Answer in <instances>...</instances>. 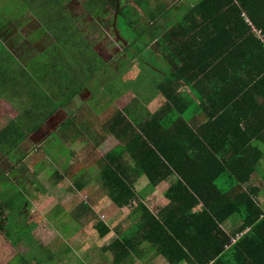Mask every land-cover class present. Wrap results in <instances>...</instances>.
<instances>
[{
    "label": "trees",
    "instance_id": "1",
    "mask_svg": "<svg viewBox=\"0 0 264 264\" xmlns=\"http://www.w3.org/2000/svg\"><path fill=\"white\" fill-rule=\"evenodd\" d=\"M72 1L21 0L27 14L0 21V105L7 101L21 111L0 128V175L7 172L17 192L22 161L38 148L50 153L53 149L42 146L53 134L56 145L83 137L96 148L112 137L117 144L100 160L101 188L117 208L135 217L130 230L117 231L102 247L113 264H135L144 246L166 264H264L261 191L249 186L264 171V122L255 126L243 112L253 107L241 106L250 104L247 87L264 82V0H200L190 14L203 21L193 16L168 31L174 35L172 54L179 53L180 36L184 41L188 36L197 47L194 60L184 56L176 69L163 72L153 65L157 55L150 48L160 37L159 26L136 35L135 49L116 40L120 51L107 58L96 49V33L107 28L114 36L120 15L128 10L117 13L119 0H85L79 17L71 12ZM132 1L145 13L151 11L148 0ZM132 67L145 72L139 83L148 75L152 82L136 86L135 96L115 107L130 91ZM192 82L199 88H190ZM112 108L106 122L99 120ZM193 108L195 115L189 118ZM60 111L66 119L41 144L33 142L31 136ZM22 179L34 195L43 191L41 181ZM142 179L147 186L136 192ZM8 182L0 188V239H14L11 247L21 242L43 250L46 257L36 255V264H70L67 257L75 254L67 243L83 230L79 222L63 212L52 222L39 217L19 223L13 215L17 202L7 198L12 190ZM161 188L163 202L152 210L147 198ZM84 189L83 182H76L78 193ZM79 209L90 212L86 202ZM235 219L238 227L229 233L225 225ZM94 229L101 239L112 235L103 221ZM57 237L66 253L49 250ZM77 262L87 264L88 259Z\"/></svg>",
    "mask_w": 264,
    "mask_h": 264
},
{
    "label": "rangeland",
    "instance_id": "2",
    "mask_svg": "<svg viewBox=\"0 0 264 264\" xmlns=\"http://www.w3.org/2000/svg\"><path fill=\"white\" fill-rule=\"evenodd\" d=\"M26 1L31 3V0ZM84 1L85 0H73L71 2V12L79 17L83 15L84 13L82 10ZM119 3L120 5L118 6L117 13L119 9L123 11L126 9L128 10L126 15H120L121 22L119 23V33L129 38L130 34L133 33L130 29L134 26L137 29H145L144 27L147 24V20L141 7L132 0H122L121 2L119 0ZM21 4V0H0V21L3 18L11 19L20 14H27L24 8L20 6ZM153 7L157 8L158 4L155 3ZM111 13L112 11H109V13L105 12L104 16L108 18ZM100 33H96L95 46L101 54L108 58L112 56L113 53L120 51V47L116 44L118 33L114 32L115 35L112 36L110 30L107 28H104L103 31L101 30ZM129 40L130 38L127 40V43ZM132 46L134 49L136 48L135 43H132L131 47ZM153 65L155 67L159 66L155 60H153ZM140 77H142L141 74L137 72L135 67H132L128 76L129 90L132 88L130 84H137L139 82L138 78ZM146 77L147 79L144 81L145 84L148 85L152 82V79L150 75ZM142 83L138 85L140 86ZM114 87L115 90L121 89V87L117 85H114ZM131 96L130 91H128L115 102L114 106L122 108L130 101ZM89 97L90 96L86 97V99ZM112 111L113 108L105 114L98 116L99 120L106 122L109 119L108 116L113 114ZM20 112L18 106L12 105L7 101L2 102L0 105V128H4L8 123L13 121ZM78 115L81 116L82 114ZM54 118L58 120L57 123L54 121ZM54 118L49 119L39 131L31 136L33 142L41 144L45 137H48L51 132L58 128V124L66 119V113L60 111L59 117ZM99 134L100 133L97 135ZM51 138H53V140H48V142L42 146V148L46 150L48 148L51 150L53 149L50 153L45 154L38 148V150H35L22 161L21 166L24 169L19 171L21 182L19 180V183H17L20 185H17V192H14L15 188L12 186L13 182H8L10 177L7 176V172L5 173L6 175H0V180H6L8 182L6 184L12 186V190H10L7 198H13L14 202H17V210L13 215L19 223L26 225L30 219L39 217L44 218L48 222H52L61 218L63 212H66L71 219L77 220L83 229L67 243L68 247L73 250L75 256L69 255L67 260L65 259L66 262L69 261L70 264H77V260L83 261L84 259H88L87 264H113L112 255H105L102 252V247L105 242L110 244L113 241V238L117 235V231L126 233L135 223V217H131V214L134 213H129L128 210L126 213L117 208L109 201L107 194L101 188L100 174L102 164L100 160L104 159L105 155L113 149L117 142L112 137H108L102 142V146L96 148V146H93L94 144L92 145V143L87 140V137L85 141L82 140L83 137H79L74 142H72V139L69 141L63 139V142L59 145H56L59 141L56 139L57 137L55 134H53ZM54 144L56 145L55 148H53L55 146ZM28 146L30 147V144ZM57 173H62L64 175L63 180H61ZM14 176L16 175H12V177ZM22 177H32L41 181L44 188L43 191L34 195V189H32L29 184L26 186ZM78 181L85 184V189L81 193H78L76 190V182ZM26 183H29V181L27 180ZM254 185L264 188V183L260 179L255 181ZM146 186L147 182L141 180L138 187H136V192H139ZM164 190L165 189L161 188L155 192L153 196L147 198L148 202H152V205L149 206L152 210L155 209L160 202H163L161 198ZM82 202L88 204L90 212L86 209H79ZM99 221H103L105 224L107 223L112 231V235L107 237V239H101L99 233L94 229V225ZM226 225V230L232 233L237 229V220H231L227 222ZM39 229H42V227H39ZM65 233L66 232H64V234ZM39 234L40 233H36L35 235L38 236ZM57 239V241H55V238L51 239L52 243L48 247L51 252H59L64 246L62 238L57 237ZM13 241L14 239L9 240V242L0 239V253L2 254V257H0V264H33V262L36 264V260L40 262L36 255L40 256L42 260L46 257L43 250L40 251L38 247L34 248L29 244H21L20 242L18 245L11 247L9 243L14 245L12 244ZM66 248L64 251H61L66 253ZM143 248L145 252H143L140 258H137L139 259L138 264H166L165 262L167 261L158 256L152 248L148 246H144ZM3 252H5V254H3ZM85 255H87V257ZM46 264L58 263L56 261H48Z\"/></svg>",
    "mask_w": 264,
    "mask_h": 264
},
{
    "label": "crops",
    "instance_id": "3",
    "mask_svg": "<svg viewBox=\"0 0 264 264\" xmlns=\"http://www.w3.org/2000/svg\"><path fill=\"white\" fill-rule=\"evenodd\" d=\"M199 1L200 0H148V6H149L151 11H148L146 13L144 12L146 20H147V24L144 27L145 29H137L135 26L133 28H131V32H133V34L132 33L130 34V36H129L130 40L128 41L127 45H129L130 43L132 44V42L134 40L133 38L136 35L137 36L138 35H145V33L150 32L151 29L153 28V26L155 25V26H159V30H155V31L159 32L161 34H160L159 38L156 37L157 39H155L153 41L150 48H155V53L157 55V63L159 65L156 68L157 71L163 72V70H171L174 68L176 69V66H175V65H177L176 61L181 62L184 56L188 57L190 59L189 60L190 62L193 61L194 56L197 52L196 44L189 42L188 36H187L186 41H184L185 39L182 36H180L182 41H180V42L178 41L179 53L172 54L171 50L174 51L176 48L175 46H172V40H171V36H174V35L168 34V31L171 30L172 28H174L175 22H178L179 25L182 22H186V21L191 22L193 20V18H192L193 16H196V19H198L200 22L203 21V16H201L197 13H195L196 15L190 14V10H192V8ZM150 2H151V6H150ZM155 3L158 4L157 8L153 7V5H155ZM182 8H184V9H182ZM167 10H168V14H165V12ZM153 13H158V17H156V18L152 17ZM138 30H140V31H138ZM123 37L125 39L128 38L125 36H123ZM137 72L139 74H141L142 77L145 74V72L143 74V71H140L141 73L139 71H137ZM142 77L138 78V80H140ZM257 78H258V80H260V77H257ZM138 84H139V82L137 84H133V85L130 84L132 86V88H130V93L132 95L131 99L135 96L134 88L136 86H138ZM198 85L199 84L197 82H192L190 88L192 87V88L196 89L198 87ZM247 86H245V87H247ZM190 88L185 87V88H183V90H187L190 92ZM247 90L251 91L249 94V97H248V101L250 104L242 103L241 106L245 107L246 109L253 107L250 111L249 110H243V112L245 113L244 115L247 118L255 120L253 122H254L255 126H258V128H259L260 124H262L264 122V82L262 84L258 83L257 85H255V83H251L247 87L246 91ZM191 94L193 95V93H191ZM195 98H196V96H195ZM196 101L199 102L197 100V98H196ZM194 108L190 112V114L188 116L189 118H191L193 115H195ZM262 144L264 145V143H262ZM263 166H264V162H263ZM260 173H261L260 175H256L257 178H256V176L253 178V180L249 186L250 187H257L260 189L261 192H260L259 198L263 204L264 203V188H261L260 186L254 185V182L259 180V179L264 183V179L261 177V175L264 174V171L260 172ZM142 180H145L148 183V181L146 179H142ZM2 181L3 180H0V188H1ZM0 204H1V206H4L1 203V201H0ZM5 208H7V206H5ZM263 209H264V207H263ZM106 225H108V224L106 223ZM237 227H238V224H237ZM226 228H227V225H225V229ZM0 257H2V254H0ZM138 262L139 261H136L135 264H138Z\"/></svg>",
    "mask_w": 264,
    "mask_h": 264
},
{
    "label": "flooded vegetation",
    "instance_id": "4",
    "mask_svg": "<svg viewBox=\"0 0 264 264\" xmlns=\"http://www.w3.org/2000/svg\"><path fill=\"white\" fill-rule=\"evenodd\" d=\"M115 33H118V37H117V42L121 43L122 46H126L127 45V40H125V38L116 30L114 29Z\"/></svg>",
    "mask_w": 264,
    "mask_h": 264
}]
</instances>
